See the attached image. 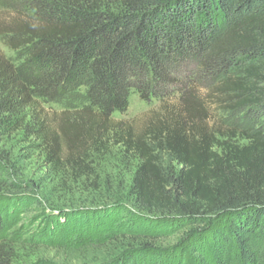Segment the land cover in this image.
<instances>
[{"label": "trees", "instance_id": "1", "mask_svg": "<svg viewBox=\"0 0 264 264\" xmlns=\"http://www.w3.org/2000/svg\"><path fill=\"white\" fill-rule=\"evenodd\" d=\"M1 4L13 16L0 17V37L23 57L0 48V132L37 139L52 169L96 193V159L119 146L134 164L125 195L103 194L117 203L101 236L131 243L119 264H264V0ZM172 84L176 104L164 100L140 126L113 118L130 88L148 100ZM81 85V107L43 106ZM120 212L130 223L114 229ZM187 228L183 246L154 245Z\"/></svg>", "mask_w": 264, "mask_h": 264}, {"label": "rangeland", "instance_id": "2", "mask_svg": "<svg viewBox=\"0 0 264 264\" xmlns=\"http://www.w3.org/2000/svg\"><path fill=\"white\" fill-rule=\"evenodd\" d=\"M1 1L0 17L11 15V8H3ZM0 48L13 61L22 60V53L9 49L1 37ZM177 88L172 84L159 89L148 100L142 99L137 89L130 88L127 110L115 111L113 118H139L140 126L147 114L160 109L164 100L176 104ZM86 95L87 87L81 85L60 100L43 102V106L56 111L76 109L87 102ZM38 143L35 138L24 141L18 132H0V214L7 219L0 240V264H119L121 252L131 243L111 242L109 237L101 236L108 228L106 224L113 220L112 216L105 218V214L112 212L117 203L103 194L107 185L126 194L134 172L132 160L120 159L119 146L112 148L107 157L96 159L101 183L105 184L102 192L96 193L90 180L83 177L74 181L71 175L52 169ZM165 163L176 166L169 159ZM130 215L120 212L113 228L128 226ZM189 232L187 228L166 234L154 245L160 250L183 246Z\"/></svg>", "mask_w": 264, "mask_h": 264}]
</instances>
